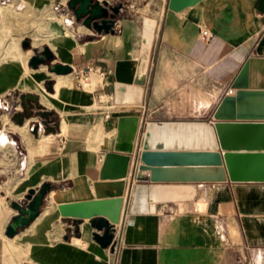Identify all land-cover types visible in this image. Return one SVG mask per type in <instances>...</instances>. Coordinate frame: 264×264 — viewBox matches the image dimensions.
<instances>
[{
  "label": "crops",
  "instance_id": "crops-1",
  "mask_svg": "<svg viewBox=\"0 0 264 264\" xmlns=\"http://www.w3.org/2000/svg\"><path fill=\"white\" fill-rule=\"evenodd\" d=\"M16 1L29 10L46 11V33L38 34V41L52 51V65H67L73 72L57 75L46 65L31 68L33 53L22 52L19 40L0 63V103L13 94L37 95L41 108L36 113H52L46 119L55 121L57 133L65 138L61 142L51 130L29 134L30 120L19 127L0 119L4 128L10 125L22 136L27 154L25 176L18 179L13 149L0 148V153L9 150L8 165H0V178L9 180L0 184L4 249L25 237L26 250L31 251L29 259H22L26 264H264V183L174 182L168 185H196L197 212L180 214L179 202L157 204L155 214L129 212L135 186L150 184L151 174L141 170L138 158L148 123L213 124L223 99L236 95L232 85L246 64L248 89L264 91V0H201L180 11L169 9L170 0H151L146 16L156 25L141 105H117L115 85H139L145 17L118 19L112 33L99 34L76 23L69 0ZM59 3L62 14L49 10ZM11 9V2L1 5L0 0V13ZM203 31L213 38L203 41ZM87 67H101L106 73L103 83L93 75L90 84H81L80 71ZM230 89L233 95H227ZM123 116L139 117V128L127 174L116 179L126 181L123 216L106 247L94 239L98 232L91 221L75 225L61 217L58 206L96 198L94 184L102 181L107 155L116 153ZM46 184L51 189L41 215L15 238L4 236L17 215L7 199L20 201L29 190L39 191Z\"/></svg>",
  "mask_w": 264,
  "mask_h": 264
},
{
  "label": "water",
  "instance_id": "water-1",
  "mask_svg": "<svg viewBox=\"0 0 264 264\" xmlns=\"http://www.w3.org/2000/svg\"><path fill=\"white\" fill-rule=\"evenodd\" d=\"M201 0H170L169 9L180 11L193 6ZM69 9L73 10L78 21L99 34H110L115 26L114 15L110 14L107 2L99 0H69ZM120 8H112L119 13ZM54 60L52 51L46 47L40 55L33 56L29 66L35 70L40 65L49 67L51 73L68 75L73 68L67 65H48ZM249 64H246L232 85L238 90L235 96H226L214 114L213 124L205 123H148L138 158L141 170L150 172V184H138L130 193L131 214H155L157 204L179 202V213L197 212L196 185H168L170 183L214 182L228 180L234 184L264 183V91L250 90ZM145 80L138 86L117 83L115 85V103L117 105H141L143 102ZM24 113L16 114L13 120L22 125L25 119L33 116V109L41 108L37 95L22 97ZM36 107V108H35ZM41 117L51 116L44 113ZM139 128V117L123 116L119 118L115 154L107 155V166L102 170V181L94 184L95 199L91 201L62 204L58 210L63 219L73 220L74 224L91 221L98 232L94 239L103 246L111 244V231L119 225L125 202L124 192L131 155ZM197 167L192 172L173 171L171 168ZM199 168V169H198ZM109 169V174L104 170ZM44 191L40 209L26 226L41 213L44 199L50 191V185H43ZM38 191L29 190V201L36 198ZM131 200V201H130ZM23 207V206H22ZM22 214L24 207L13 204ZM100 224H102L100 226ZM105 231L101 236L100 232ZM18 233L13 225L8 227L7 235L14 237ZM106 239V244L102 240ZM252 244V242H250ZM256 244L255 242H253ZM264 244V243H263Z\"/></svg>",
  "mask_w": 264,
  "mask_h": 264
},
{
  "label": "rangeland",
  "instance_id": "rangeland-1",
  "mask_svg": "<svg viewBox=\"0 0 264 264\" xmlns=\"http://www.w3.org/2000/svg\"><path fill=\"white\" fill-rule=\"evenodd\" d=\"M150 1L151 0H107V7L110 10V14L114 15L113 19L115 20V22L118 19H128V18L131 19V18H136V17H139V18L145 17L147 19V18H149L146 15H147V10H148V4H150ZM9 2H11L13 4L14 9L5 10L3 13H0V63L6 61L4 56L9 52L13 41L19 40L20 41L19 45H20L22 52L31 50L33 53V56L40 55L43 52L44 48H46V46L43 47V45H42L43 42L38 41L39 35H44L46 33V29H47L46 25H45L46 23L43 20V17H44L43 15L46 13V11L41 12V11L33 10V9L29 10L24 4H22L20 1L17 2L16 0H1L2 5L8 4ZM132 6L134 8H132ZM112 8H120L119 13L115 14L111 10ZM68 9H69V7H68ZM49 10H52V11L54 10V4H52L50 6ZM69 10H70L71 15L74 16L76 23L84 25V23H83L84 20L81 19L80 21H78L75 17L74 11L71 9H69ZM62 12L63 11H60L57 14L60 15V14H62ZM91 29L93 31H95L93 28H91ZM52 62L48 63V65H52ZM19 96H20L19 94H13V97H11V98L7 97L4 100L5 102H7L6 108L7 107H9V108H8V111L7 110H0V119L4 118V119L10 121V123L17 125L16 122L13 120V118L11 116H9V114L12 113V115H14L15 114V112H14L15 108L20 109V107L21 108L23 107L22 97H19ZM8 99H9V101H6ZM1 103H2V100H1ZM33 115L36 116L37 114L34 113ZM1 123H2V121L0 120V132L6 133V137H7L8 141L12 142L11 140L14 139L18 142V144L21 147H23V144H22V141L20 138L21 135L16 133L10 125H7L6 128H4V126ZM8 129H11V130H8ZM12 131L14 133H16L17 135L14 134ZM28 133H29V131H28ZM18 135H20V136H18ZM23 142H25V141L23 140ZM10 145L11 144H8L7 146H1L0 145V148H6L7 149L8 146H10ZM5 152H9V150L8 151L7 150L1 151V153H0V165H2V166L8 165V161H7V157L5 156ZM8 181H5L4 177L0 178V184H5L4 182L9 183ZM1 194L2 193H0V195ZM28 195H29V191L21 198L20 201H17V199H14V198H8L7 200L9 201V207L11 209H13L12 208L13 204H18L21 206V208L24 207V210L27 209L28 206L30 205V203L35 200V199H33L32 201H29V199L27 197ZM38 195L39 194H37L36 197ZM16 213L18 214L17 211H16ZM16 217H18V216H16ZM78 224H80V223H78ZM7 230H8V228H7ZM7 230L3 231V235L8 237V238H15V236L18 234V233H16L14 237H9L7 235ZM25 241H26V238L22 237L20 240V243L16 242L14 247L7 246L8 248L6 247L4 249V247L7 244L3 238H0V245H1L0 246V260H1V264H26L25 262H22V259H29V256L31 255V251L27 252L26 246H28V245L25 244ZM105 244H106V242H105Z\"/></svg>",
  "mask_w": 264,
  "mask_h": 264
},
{
  "label": "built area",
  "instance_id": "built-area-1",
  "mask_svg": "<svg viewBox=\"0 0 264 264\" xmlns=\"http://www.w3.org/2000/svg\"><path fill=\"white\" fill-rule=\"evenodd\" d=\"M60 3L54 7V10L56 13H59L61 10ZM201 38L203 41H209L213 38V35L209 33L208 31H203L201 33ZM91 74H96L101 79H103L106 75L105 71L101 67H87L85 70L80 71V81H85L86 83H91L90 77ZM234 90L230 89L227 92V95H233ZM2 100V105L0 103V110H7L6 108V102ZM22 104V103H21ZM21 106V105H20ZM36 109H33V114L36 113ZM26 110L22 107L20 109L15 108V114L12 115V118L18 113H24ZM37 114V113H36ZM34 119V120H33ZM31 122L28 127L29 134L36 136L39 135L42 132H49V134H54L57 136L61 142H65V138L61 135V133H57V129H59V126L56 124L55 121H52L51 119H46V117H41L40 115L32 116L29 119ZM2 131V130H1ZM11 145L8 146L9 148L13 149V156L17 158V169L15 174L17 175L18 179H22L25 176L26 168H27V154L23 147H21L18 142L14 139L11 140Z\"/></svg>",
  "mask_w": 264,
  "mask_h": 264
},
{
  "label": "bare ground",
  "instance_id": "bare-ground-1",
  "mask_svg": "<svg viewBox=\"0 0 264 264\" xmlns=\"http://www.w3.org/2000/svg\"><path fill=\"white\" fill-rule=\"evenodd\" d=\"M2 5V4H1ZM144 23H145V29H144V42H143V50H142V57H141V62H140V75H139V80L140 81H143L146 77V73H147V63H148V58H149V54H150V49H151V46H152V39H153V30H154V27L156 25V21L154 20H148V19H145L144 20ZM148 26V28H147ZM95 75L97 76L96 74H91V77H90V80L92 79V76ZM99 77V76H98ZM100 78V77H99ZM101 79V78H100ZM102 83H103V79H101ZM83 83H86L85 81H81V84ZM92 82V81H91ZM86 84H90V83H86ZM29 121V119H26L22 125H18L17 123V126L19 127H23L25 125V123ZM0 143L1 145H7V139L5 138L4 134H2L0 136ZM107 166V160L105 159L104 160V164H103V167L102 169H104L105 167ZM109 169H105L104 170V174H109ZM43 186V185H42ZM10 188V187H9ZM0 189L3 190V188L0 186ZM8 189V188H7ZM6 190V189H5ZM41 190V189H40ZM46 189H44L43 191H38L37 194H39L35 200L33 202L30 203V205L28 206L27 209H25L24 213L22 214L21 212H19L17 209L13 208L15 211L18 212V214L15 216V218L13 217L12 220H11V223L9 224V226L13 225V227L19 231V229H25L26 228V224H28L34 217H36L39 209H40V205H41V202H42V198H43V195H44V191ZM7 192V191H6ZM10 193V192H9ZM8 194V193H7ZM24 199V198H23ZM22 199V200H23ZM9 202V201H8ZM41 215V214H40ZM123 216V215H122ZM122 219V218H121ZM35 220V219H34ZM31 224V223H30ZM30 224L28 226H30ZM102 224H100L101 226ZM8 226V227H9ZM16 237V236H15ZM74 238H78V237H74ZM73 238V239H74ZM10 239H13V238H10ZM72 239V241H73ZM106 239H103L102 240V244H105V241Z\"/></svg>",
  "mask_w": 264,
  "mask_h": 264
}]
</instances>
